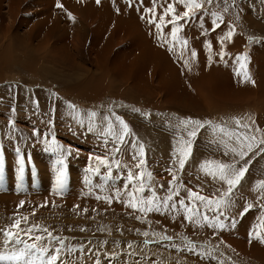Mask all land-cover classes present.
I'll list each match as a JSON object with an SVG mask.
<instances>
[{
	"label": "rangeland",
	"instance_id": "374dc122",
	"mask_svg": "<svg viewBox=\"0 0 264 264\" xmlns=\"http://www.w3.org/2000/svg\"><path fill=\"white\" fill-rule=\"evenodd\" d=\"M60 1L0 0V199L7 200L4 212L0 211V256L25 253L22 260H3L0 264H264V100L192 110L170 103L165 86L158 87L156 76L148 73V85L141 82L142 93L132 88L129 78L116 82L120 73L113 70L107 74L103 93L85 99L78 94L87 90L74 86L86 78H98L102 68L99 64L106 71L115 56L121 58L131 39L129 34L112 35L114 50L109 52L106 47L105 53L98 55L90 44L93 34L101 31L98 22L105 28L120 29L122 25L137 29V7L144 11L143 18L147 7L141 3L139 6L137 0H100L105 5L101 9L100 4H95V12L92 0ZM58 2L62 9L56 7ZM168 2L158 0L157 7L163 9ZM199 2L203 7L190 11L191 21L216 13L218 23L226 24L216 32L221 35L232 31L227 40L233 45L230 52L247 58L245 71L264 88V0ZM176 8H180L177 14L189 11ZM157 12L163 11L157 8ZM171 18L169 14L166 24ZM177 23L187 26L191 22ZM251 68L260 69L261 76H252ZM179 77L183 76L178 74ZM181 80L194 84V80L185 77ZM69 104L73 107L69 108ZM90 112L97 115L89 117ZM116 116L128 125L126 134ZM192 119L211 123L198 129L196 137H189L193 125L180 122ZM37 132L39 135L34 134ZM226 133H236L242 143ZM122 134L123 141L119 139ZM52 137L62 145L64 153L46 149L44 140L51 142ZM188 141L191 151L181 170L177 149L187 151ZM248 144L252 145L250 150ZM141 146L145 164L137 168ZM240 151L246 153L243 160L237 154ZM96 157L109 161L111 176L104 165H99L98 174L90 171L98 166ZM220 163L233 165L237 170L247 168L227 196L224 193L228 185L218 178ZM61 169L65 178L63 189L57 191L54 183ZM129 169L134 176L143 172V180L129 183ZM140 183L146 186L143 193L135 191ZM170 183L171 190L179 189L180 193L172 202L184 199L188 203L194 199L188 196L189 189L213 201L222 199L215 214L222 217L224 227L208 226L203 220L206 205L198 201L189 205H198L200 213L198 218L191 214V221L186 219L189 214L185 209L179 207L180 213L165 212L163 208L160 212L123 210L129 207L128 193H133L132 199L140 208V201L151 197V189L161 199L166 197ZM87 192L88 202L81 196ZM113 192L123 196L120 204L109 199ZM47 196L50 198H44ZM216 207L213 204L208 210L210 217ZM16 220L20 224L14 228ZM163 220L179 226L173 228ZM241 226L243 231L252 233L251 239L247 234L240 240ZM9 230L16 232L19 242L16 238L7 239ZM61 240L65 247L52 262ZM237 240L246 242L244 248L238 247ZM26 244L44 249L43 254Z\"/></svg>",
	"mask_w": 264,
	"mask_h": 264
},
{
	"label": "bare ground",
	"instance_id": "6f19581e",
	"mask_svg": "<svg viewBox=\"0 0 264 264\" xmlns=\"http://www.w3.org/2000/svg\"><path fill=\"white\" fill-rule=\"evenodd\" d=\"M65 1L67 2V0ZM137 2H139V6L141 3L142 7L144 6V4H146L147 9L148 7H152V0H137ZM90 4L91 6H94L93 9L96 12L97 10L95 9V7L97 5V2L95 0H92ZM99 4L101 9L103 8L102 5H105V3ZM176 6L181 8L184 7L183 4H180V6L176 4ZM112 7H114V4H112ZM137 8V15H134L136 16L134 18H140H138L139 20L137 19L138 21H140V25L137 26V29H135L134 27H123L122 25V27H119L123 30L117 29V27L105 28L102 23L98 22V26H101V31L95 32L94 34L92 33L93 37L91 38L92 42L90 43L93 46V48L91 49L94 50L98 55H100L101 53H105L104 51L106 47L109 48V52L110 50H114V44L110 42L112 35L120 37L122 35L124 36L125 34H129V37H131V39L128 47H125V50L121 52V58L115 56L114 54V62L113 64L106 66V68H108L106 71L103 70V65L99 64L100 66H102V68L100 70L101 74L98 76V78H86L79 84L77 83V86H74L75 88L80 87V89H83L84 91L87 90L86 92L81 94L77 93L78 95L83 96L85 99H91L92 97L103 93L104 88H102V86L105 85L106 79L108 80L107 74L113 70L117 74L120 73L119 77H115V80H118L116 82L119 83L120 78H129L132 80V88H136L137 92L142 93L143 86L141 85V82L148 85L146 79L148 73L150 74V77L156 76L158 87H161L162 85L165 86L167 98L170 103L176 104L182 108L189 107L192 110L198 108H200V110L203 108L207 109L210 106H227L235 101H246L249 103L257 104L258 101L261 103L264 100V88L262 87V85H260L256 81H254V85L253 80L246 79L243 72L240 71V62L237 61L236 55L230 52V50L233 48V45L229 44L227 41L230 38L227 36L228 32H222V34L220 35V33L216 32V30H210L211 21L213 20L212 16L209 18L199 16V20L194 19L191 21L190 25L187 26L185 24H178L181 30L176 34L177 41L175 47L173 48L171 25L168 26L169 23L166 24V19L167 17H169V15L165 17V26L163 27V29L158 30L156 25L159 24L160 21L157 18L162 16L163 12H156L155 17H152L150 13H147V16L143 18L144 11L141 7ZM157 8L158 10H162L159 7ZM178 9L180 8H176V10ZM94 11H91L92 14L94 13ZM148 17L149 19H154L155 23H149ZM205 20L207 22L204 23L202 27L201 22ZM224 25L226 24H223L221 26ZM127 28L129 29V32L127 31ZM105 29L107 30V33ZM215 33H217V36H215ZM114 39L116 38H113L112 41ZM185 40L187 41V44L182 49L181 42ZM102 42L103 47L101 46ZM217 45L219 46V51L216 47ZM98 47L102 48L98 49ZM95 48L98 50H95ZM169 48H172L173 50L169 51ZM192 50L197 51L198 55L196 58L191 57ZM182 51L183 55H181ZM219 52H224L225 55L223 59L220 58ZM170 55L172 56L171 60L169 59ZM209 57H211V61H209ZM97 60H100V62L103 63L101 59ZM184 61H188V63L185 64ZM237 67H239V69ZM238 72H240L239 75L237 74ZM249 72L256 78H259V76L257 77V75L261 76L260 69L251 68ZM178 74L183 77L178 78ZM184 77L188 80H194V84L190 85L184 83L181 80ZM89 82L91 83L88 86ZM108 84L109 83L107 82V85ZM254 86L256 87L254 88ZM263 103L264 101L261 104L263 105ZM261 104L260 106H262ZM116 194L117 192L112 193L111 201L120 204L119 201L121 200L119 199L123 196L117 198ZM81 196H83V201L88 202L90 200V197L87 198L88 200L85 199L86 197L90 196L88 192L85 195ZM44 198L50 197L47 196ZM5 201L7 200L4 197L0 199V211L4 212L6 208ZM11 203L12 201H10V204ZM84 204L86 205V202ZM123 210H126L127 213H133L134 211L136 212L137 210H139V208L133 209L129 206L125 207V209ZM168 210L171 213L181 212L178 208L176 210H172L169 207ZM198 217H200V215H197V218ZM167 222L165 223L163 220V223H165L166 225ZM170 224L173 228L179 226L178 223L173 224L172 222H170Z\"/></svg>",
	"mask_w": 264,
	"mask_h": 264
},
{
	"label": "snow or ice",
	"instance_id": "6c2138e0",
	"mask_svg": "<svg viewBox=\"0 0 264 264\" xmlns=\"http://www.w3.org/2000/svg\"><path fill=\"white\" fill-rule=\"evenodd\" d=\"M97 4L100 3V0H96ZM209 2H211V0H209ZM129 3H131V0H129ZM176 4H183L185 8L189 9V11H183L182 14H177L176 13ZM56 7L58 8H63V5L60 4L59 2L57 3ZM203 7V5L199 2V0H169V2L167 3V5L165 7H163L162 11H163V15L159 17V21L160 23L156 25L158 30H162L163 27L165 26V17L168 16L169 14H172V18L171 21H169V23L171 24V37H172V44H173V48L175 47L176 41H177V32H179L181 29L178 26L179 21L181 20H187L189 23L191 22V19L193 18L190 15V11H196V10H201ZM147 12L151 14L152 17L156 16V12H157V0H152V7L147 9ZM202 14V13H201ZM213 17H216V13H212L211 14ZM69 17L71 18V14L69 13ZM199 20V17H196ZM220 18L216 17L215 19H213L211 21V31H215L217 28H219L221 25L218 23V20ZM207 21H203L201 22V26L203 27V24L206 23ZM149 23H155L154 19H149ZM233 35L232 31L230 30L227 33L228 37H231ZM187 44V41H183L181 42V47L183 49V47ZM169 51H172V48L168 49ZM181 55H183V51L181 52ZM198 55L197 51L192 50L191 51V57L192 58H196ZM224 52L220 53V58L223 59L224 58ZM236 59L238 62H240V71L243 72L244 76L246 79L250 80V76H248V73L245 71V63L244 61H246V57L242 56V55H237ZM209 61H211V57H209ZM185 64L188 63V61H184ZM238 75L240 74V72L237 73ZM254 83V81H253ZM38 103V102H37ZM69 108H72L73 106L71 104L68 105ZM136 111H139L138 109ZM89 117H95L97 115L96 112H90L88 113ZM105 119H108L107 117H105ZM116 121L119 122L121 128L123 130H125V134L127 133L128 130V125L119 117L116 116L115 117ZM81 125H83V120L80 121ZM183 125H188L191 124L193 125V128L191 131L188 132V136L189 137H196L197 136V130L198 129H204L205 124H210L211 122H201L200 120L197 119H192V120H183L180 122ZM237 123H239V121H237ZM112 129V124L108 125V130L111 131ZM88 131L91 132L92 131V124L91 121L89 122L88 125ZM221 131H225L224 129H221ZM36 135H39V133H34ZM226 135H228L229 137L235 136L238 142H241L240 137L236 134V133H226ZM119 139L121 141H123L124 139V134H122ZM247 139H251L250 137ZM44 144L47 150H50L52 152H58V153H64L63 147L62 145L58 144L56 142V138L52 137L51 142H49L47 139L44 140ZM190 144L191 141L186 142L185 147H187V151L184 150V148H180L177 149V151L180 153V159H179V167L181 170H183L185 168V163H186V159L188 158V156L190 155ZM132 147L135 148L136 145L135 143L132 144ZM247 147L249 148V150L251 149L252 145L248 144ZM117 151H119V149H117ZM233 152L236 151V149H232ZM69 154H70V150H69ZM227 154V153H225ZM240 158L243 160L246 153L243 151H240L239 153H237ZM176 153H173V156H175ZM144 156H145V152L143 147L141 146L140 148V152H139V163L137 164V168L142 167L145 164V160H144ZM137 157L136 155H133V159L135 160ZM96 160L98 162V166L95 168L90 169V171H92L94 174H98L100 173L101 169L99 167V165H104L108 168V176L112 175L111 172V167L109 166V161L107 159H101L100 157H96ZM209 163V162H206ZM117 167H119V163H117L116 165ZM200 167L202 169H204L205 171H207L205 164H201ZM217 170L219 173V180L220 181H224L227 183L228 185V189H227V193H224V196H227L228 194L232 193L233 188L240 182V179L245 175L247 168H240V169H235L233 165H228V164H217ZM169 171H171V169H169ZM143 176L144 173L140 172L139 176H134L131 169H129V171L127 172V179L129 181V183H131L134 180H143ZM149 179H151V173L148 174ZM64 178H65V172L63 169H61L55 179V189L57 191H61L63 189V183H64ZM215 178V176L213 177ZM173 179L175 180V176H173ZM262 185H264V182H261ZM125 187L127 188V185H125ZM145 184L144 183H140L138 187L135 188L136 192H140L143 193L145 191ZM161 188H163V185L160 186ZM169 193L167 194L166 197H164L163 199H161L160 197L157 196L156 190L155 189H151V197H149L147 200H141L140 203L143 205V207L139 208V211L141 212H152V211H156V212H160L161 208L164 209L165 212H167V210L169 209V207L172 210H176L178 207L179 208H184L185 212L188 213L189 215L186 216V219L191 221L193 219V216L191 214L195 213L196 215H200L199 211H198V205H196L195 207L189 206L190 204H195L196 201H198L200 204H205L206 207L204 209V213H203V220L208 222V226L212 227V228H223L224 225L221 224V219L222 217L217 216L215 213L219 211V205L221 203H223V200H210L208 197H205L203 195H197L195 192H193L191 189L188 190V196L190 198H194L191 199L188 203H186V201L184 199H178V202H172L174 200V197L178 198L180 196L179 193V189H175V190H171L172 189V185L171 183L169 184ZM129 197H130V201L128 203V206L132 207L133 209L137 208V202L135 200L132 199L133 197V193H128ZM117 198L120 197V193L117 192L116 194ZM99 199V197H97ZM111 199V198H109ZM21 204H23V202H21ZM215 204L216 210L215 212H213V215L210 217L208 215V210L211 209L212 205ZM248 211L251 210V205L248 206ZM246 214V212H245ZM20 224V220H16L15 224L13 225L14 228L18 227ZM235 226L234 222H233V227ZM50 235V234H49ZM145 235H147V233H145ZM7 239L8 240H12L13 238L17 239V242H19V237L17 236L16 232H13L11 230L7 231L6 233ZM252 238V233H249V239ZM259 239V237H257ZM35 239L39 240L41 239V237H35ZM261 242H264V240H262ZM59 243L61 244V248H57L56 249V255H53L51 257V261L55 262L58 258H59V253L61 251V249L63 247H65L64 245V241H59ZM27 248H34L36 249L38 252H41V254H43L44 249L41 248H37V246L35 244H26ZM25 253L21 252L19 255H12V256H0V261L3 260H15V261H19L22 260L24 257Z\"/></svg>",
	"mask_w": 264,
	"mask_h": 264
},
{
	"label": "crops",
	"instance_id": "0c3cea01",
	"mask_svg": "<svg viewBox=\"0 0 264 264\" xmlns=\"http://www.w3.org/2000/svg\"><path fill=\"white\" fill-rule=\"evenodd\" d=\"M241 229H242V230L240 231L241 233H239V234H240V236H242V238H240V240L243 239L244 237H246V235L250 233V231H243L242 226H241ZM240 240H237V244H238V247H240V248L242 249V248H244L246 242L242 241V243H241ZM239 241H240V242H239ZM243 243H244V244H243ZM240 248H239V249H240Z\"/></svg>",
	"mask_w": 264,
	"mask_h": 264
}]
</instances>
